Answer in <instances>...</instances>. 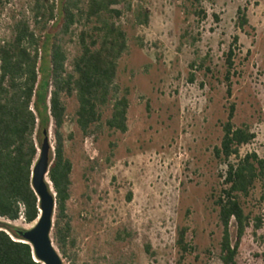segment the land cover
Returning a JSON list of instances; mask_svg holds the SVG:
<instances>
[{"label":"rangeland","instance_id":"374dc122","mask_svg":"<svg viewBox=\"0 0 264 264\" xmlns=\"http://www.w3.org/2000/svg\"><path fill=\"white\" fill-rule=\"evenodd\" d=\"M189 2L129 0L131 11H147V24L135 25L131 12L118 22L126 35L115 78L119 88H128L124 133L103 126L108 105L95 131L81 136L71 120L75 101L64 99L63 154L71 164L65 214L75 240L73 264H178L174 241L181 226L194 249L179 264H221L212 195L226 163L213 149L231 103L234 126L245 125L254 134L238 155L253 152L264 159V0H202L205 18L197 24ZM236 8L244 9L243 30L235 24ZM31 9L32 0H0V42L17 19L33 27ZM47 27L57 29L54 20ZM232 36L237 42L226 97L224 53ZM74 41L64 43L68 60L76 52ZM192 62L203 66L189 68ZM46 131L51 159L50 123ZM239 202L249 218L260 216L261 226L253 230L250 222L245 229L234 264H264V188L255 183ZM0 222L22 229L33 224ZM229 233L232 242V222Z\"/></svg>","mask_w":264,"mask_h":264},{"label":"trees","instance_id":"16d2710c","mask_svg":"<svg viewBox=\"0 0 264 264\" xmlns=\"http://www.w3.org/2000/svg\"><path fill=\"white\" fill-rule=\"evenodd\" d=\"M201 1L189 2L196 24L205 18ZM31 11L33 27L26 19H17L8 38L0 42V219L9 223L20 219L26 225L35 221L38 207L30 186L31 167L41 131L50 123L52 158L46 180L55 204L51 234L61 259L73 264L75 240L65 214L71 164L63 154L64 99L75 101L71 120L81 136L95 131L102 109L108 105L103 126L124 133L128 88H119L115 78L117 60L126 52V35L118 22L124 13L131 12L133 23L144 26L148 15L141 8L131 11L129 0H32ZM212 19L216 22L217 16L212 14ZM50 20L57 29L47 27ZM235 24L239 30L247 25L243 8H236ZM73 26L78 29H71ZM71 37H75L76 52L68 60L64 43ZM236 42L237 37L232 36L224 53L222 82L226 97L230 95ZM136 45L141 47V41L137 39ZM202 64L194 66L192 62L189 68L199 69ZM189 76L192 80L191 73ZM233 110L229 103L220 124L218 147L213 149L214 156L226 163L222 181L212 195L220 227L217 256L221 264H234L240 238L250 222L253 230L261 226L260 216L249 218L243 213L239 199L247 197L255 183L264 188V159L253 152L238 155L239 148L249 144L254 134L245 125L234 126ZM262 146L264 149V143ZM230 158L235 162L228 163ZM20 230L0 222V264H40L33 260L29 245L19 242ZM186 230L181 226L175 231L178 264L194 249L185 240ZM144 251L148 252L147 245Z\"/></svg>","mask_w":264,"mask_h":264},{"label":"water","instance_id":"95a60500","mask_svg":"<svg viewBox=\"0 0 264 264\" xmlns=\"http://www.w3.org/2000/svg\"><path fill=\"white\" fill-rule=\"evenodd\" d=\"M35 160L31 167L30 186L36 197L38 215L32 226L17 232L18 240L29 245L32 258L40 264H63L50 237L54 217V195L46 174L50 164V143L47 131H41Z\"/></svg>","mask_w":264,"mask_h":264}]
</instances>
